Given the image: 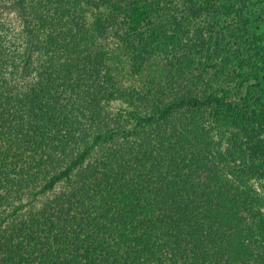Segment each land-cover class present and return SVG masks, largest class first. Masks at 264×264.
Here are the masks:
<instances>
[{"label": "trees", "instance_id": "16d2710c", "mask_svg": "<svg viewBox=\"0 0 264 264\" xmlns=\"http://www.w3.org/2000/svg\"><path fill=\"white\" fill-rule=\"evenodd\" d=\"M179 25L159 0L97 22L0 0V264H264V194L220 143L229 122L261 146L264 115H215L207 68L154 72L190 48Z\"/></svg>", "mask_w": 264, "mask_h": 264}, {"label": "rangeland", "instance_id": "374dc122", "mask_svg": "<svg viewBox=\"0 0 264 264\" xmlns=\"http://www.w3.org/2000/svg\"><path fill=\"white\" fill-rule=\"evenodd\" d=\"M83 1L93 22L106 18L116 5V0ZM159 1L172 13L173 19L180 22L183 46L190 48H183V56L176 57L172 63L154 64V72L171 75L184 66L190 72L189 77H194L207 68V77L197 82L196 92L232 98L228 105L218 107L215 115L224 116V109L231 113L251 108L264 115V65L258 85L247 87L250 83L244 82L250 77L248 61L264 54V0H210L207 6L203 5L206 0ZM165 70L169 72L166 74ZM240 93L244 99L237 97ZM207 106L197 109L206 111ZM207 111L213 113V109ZM227 125L230 129L221 138V145L237 151H234L237 169L246 172L249 183L264 194V133L260 137L261 146L252 147L241 129L229 122ZM140 127L137 125L132 130ZM242 150L247 152L245 157Z\"/></svg>", "mask_w": 264, "mask_h": 264}]
</instances>
